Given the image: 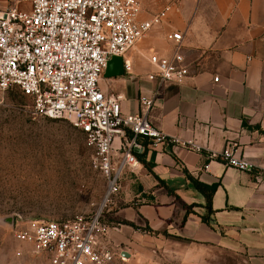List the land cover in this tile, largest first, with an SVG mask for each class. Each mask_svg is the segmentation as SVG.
Instances as JSON below:
<instances>
[{"label": "crops", "instance_id": "0c3cea01", "mask_svg": "<svg viewBox=\"0 0 264 264\" xmlns=\"http://www.w3.org/2000/svg\"><path fill=\"white\" fill-rule=\"evenodd\" d=\"M138 1L141 21L167 5L173 9L126 54L122 76L106 77L105 71L102 88L123 96L124 113H138L140 95L158 89L148 78L155 70L150 57L172 58L171 37L180 32L189 77L161 88L150 120L203 150L148 149L137 168L125 171L109 207L117 226L108 244L120 250L117 263L164 254L173 264H264V0ZM230 142L252 172L206 158ZM187 173L205 185L218 184L209 223L202 220L206 198ZM141 241L149 247L138 246Z\"/></svg>", "mask_w": 264, "mask_h": 264}, {"label": "built area", "instance_id": "2783aa9c", "mask_svg": "<svg viewBox=\"0 0 264 264\" xmlns=\"http://www.w3.org/2000/svg\"><path fill=\"white\" fill-rule=\"evenodd\" d=\"M172 9L167 5L145 21L139 20L138 0H17L0 10V95L16 90L31 100L35 118L67 120L82 133L93 149L92 169L107 181L105 206L120 194L125 171L137 168L139 155L148 149L203 150L163 133L150 120L161 88L181 85L189 77L180 32L171 37L172 58L150 57L155 70L148 78L158 82V89L140 95L138 113H124L123 96L102 88L111 59H125ZM126 69L131 70L128 62ZM206 158L241 172L253 169L233 142ZM111 229L100 211L88 218L16 228L15 239L50 264H117L121 253L108 244Z\"/></svg>", "mask_w": 264, "mask_h": 264}, {"label": "rangeland", "instance_id": "374dc122", "mask_svg": "<svg viewBox=\"0 0 264 264\" xmlns=\"http://www.w3.org/2000/svg\"><path fill=\"white\" fill-rule=\"evenodd\" d=\"M16 1L0 0V10ZM92 157L93 149L69 121L35 118L31 100L16 90L0 95V264H50L15 239L16 228L100 211L112 228L117 226L110 204L103 205L107 181L92 169ZM137 244L149 247L147 241ZM126 264L173 263L159 254L150 262L140 258Z\"/></svg>", "mask_w": 264, "mask_h": 264}, {"label": "trees", "instance_id": "16d2710c", "mask_svg": "<svg viewBox=\"0 0 264 264\" xmlns=\"http://www.w3.org/2000/svg\"><path fill=\"white\" fill-rule=\"evenodd\" d=\"M11 91V90H10ZM20 93V92H19ZM21 94V93H20ZM188 178L190 179V181L192 182V184L194 185V187L201 193L204 195V197L206 198V204H205V209L207 210V216H203L202 220L206 223H209V218L211 215L214 214V211L212 209V199L213 196L218 188V184L215 185H205L201 182H199L198 180L194 179L192 176H190L188 173ZM190 213V211H188V214ZM125 225H130L134 228H136L134 225L132 224H128V223H123ZM145 231L153 233L152 230H150L149 228H146Z\"/></svg>", "mask_w": 264, "mask_h": 264}, {"label": "water", "instance_id": "95a60500", "mask_svg": "<svg viewBox=\"0 0 264 264\" xmlns=\"http://www.w3.org/2000/svg\"><path fill=\"white\" fill-rule=\"evenodd\" d=\"M124 59L113 57L108 64L106 70V77H118L124 74ZM15 222L12 223V227H14ZM126 258H130L131 255L129 253H124L123 255Z\"/></svg>", "mask_w": 264, "mask_h": 264}, {"label": "bare ground", "instance_id": "6f19581e", "mask_svg": "<svg viewBox=\"0 0 264 264\" xmlns=\"http://www.w3.org/2000/svg\"><path fill=\"white\" fill-rule=\"evenodd\" d=\"M105 203V202H104ZM104 205V204H103Z\"/></svg>", "mask_w": 264, "mask_h": 264}]
</instances>
